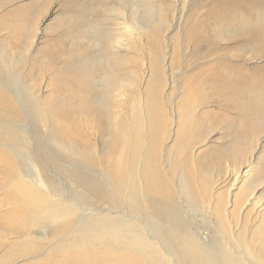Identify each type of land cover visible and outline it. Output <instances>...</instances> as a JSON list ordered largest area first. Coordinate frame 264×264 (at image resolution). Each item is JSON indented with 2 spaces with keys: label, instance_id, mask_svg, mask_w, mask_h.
<instances>
[{
  "label": "rangeland",
  "instance_id": "obj_1",
  "mask_svg": "<svg viewBox=\"0 0 264 264\" xmlns=\"http://www.w3.org/2000/svg\"><path fill=\"white\" fill-rule=\"evenodd\" d=\"M185 1L186 7L181 15L180 0H0V67H10L13 76L20 72L25 84V94L29 99V112L26 113L27 120L25 118L19 122L29 132L37 133L40 130L39 133L43 136L47 133V127L51 131L55 129V137L57 134L72 133V128H75L74 101L81 99L85 105L80 94L86 99L100 95L103 89L102 71L105 72L108 67H114L128 78H137L142 87L148 83L153 92L157 88L162 93L167 124L163 144L168 148L175 145L172 132L176 129L174 124L179 121V105H184L180 107V113L187 112L189 124L186 129H182V140L188 152L196 150L198 158L181 160L177 150L173 148L179 164L174 174L178 177V172L182 170L185 175H189L188 180L199 196H194L192 200L186 195L178 196L175 184L169 178L156 177L155 183L150 185L149 182V186L153 195L158 198L176 202L175 209L183 214V222L189 230L194 232L197 229L200 233L222 241L221 236H227L231 227L217 220V216L211 211H206L202 202L197 205L194 202L195 198L199 200L201 196L226 192L229 183L206 185L216 179L217 173L225 172L227 166L238 165V162L251 160L252 165L259 168L256 173L264 179V110L256 109V98L260 95L248 90L251 83H258L264 89V39L254 40V35L248 36L243 28L238 31L226 30L222 34L218 32L221 36L214 42H207L198 49L194 45L195 41L188 38L191 28L188 19L192 15H203L212 0ZM157 17L161 18L162 23H156ZM123 19L143 32L145 39L137 37L138 40H132L131 49L127 51L111 50L109 42L114 38L117 24ZM206 25L201 24L198 31L209 37L212 35L211 28ZM104 35L109 36L106 37L107 40ZM8 59L12 65H9ZM94 62L97 63L95 69L92 72L85 71V66ZM168 67L175 71L183 70L178 71L177 81L171 85V71ZM235 69L244 72L241 80H230ZM0 75L7 81L13 78ZM150 80L152 82L149 83ZM158 80L164 81L161 89ZM39 90L38 95L34 93ZM47 95H51L52 99L47 105L54 103L57 109L53 122L49 118V107L41 102ZM13 104L17 105L15 102ZM78 120L77 123L89 128L87 133L90 134L89 141L95 146L94 154H105L106 160L112 161L114 169L122 166L119 157L123 149L137 154L144 147L161 149L162 134H155L152 126L139 130H135L134 126L126 127L127 135L121 138V130L107 124L103 128H96L100 136L98 141L95 139V130L90 127L92 118L80 113ZM43 122L47 125L46 133ZM12 128L0 130L1 143L5 139L20 140V134H16L20 130L10 135ZM35 139L38 140L37 137ZM122 139L126 140L123 145L120 144ZM113 140L116 142L110 148ZM245 141L250 142L251 146L249 152L243 153L245 157H241L243 160L240 161V157L237 159L232 154ZM21 142L25 143V147H15L22 155L25 154L20 163L26 168L30 164L35 165L31 159L33 157L52 184L53 194L43 190H37L36 193L54 197L56 204L59 199L63 205L75 204L74 187L61 168L63 163H72L73 160L58 147L54 150L48 147V155L46 142L42 145L30 140L27 143L25 139ZM1 147L3 146L0 145V154H3ZM10 152L12 153L8 149L7 153ZM92 165V173L97 175L93 169L96 171L99 166L94 162ZM13 166L18 168L20 164L14 160L8 165L0 156V264L41 261L46 250L65 235L62 228H57L64 222V216L61 210H50L49 216L44 212H34L35 219L26 218L20 213L19 209L23 210L20 203H24L25 199L18 191L17 174L12 171ZM207 171L211 175L207 176ZM127 180L129 179L122 181ZM122 181L123 185L118 188L120 190H124L125 186ZM132 183L139 184L138 181ZM111 189L115 191L114 187ZM95 191L101 195L100 202L105 200L113 203L112 199L117 198L114 191L109 192L107 187L90 189L93 194ZM237 191L235 188L232 192ZM260 197H264V188L258 191L256 200ZM223 198L230 201L227 194H223ZM98 204L85 207L98 209ZM228 206L230 205L226 202L225 207ZM123 207L122 211L125 212L126 206ZM114 211L120 213L118 209ZM262 219L264 221V210L258 217L252 208L245 210L243 214L242 211L235 214L234 223L240 224L243 221L242 230L237 231L243 246L250 237L251 243L259 249L263 244L264 248V224L257 228ZM48 220L53 222L47 225ZM230 240L233 247L241 248L232 237ZM233 254L236 256V253ZM262 254L263 261V250ZM252 262L261 264L255 258Z\"/></svg>",
  "mask_w": 264,
  "mask_h": 264
},
{
  "label": "bare ground",
  "instance_id": "obj_2",
  "mask_svg": "<svg viewBox=\"0 0 264 264\" xmlns=\"http://www.w3.org/2000/svg\"><path fill=\"white\" fill-rule=\"evenodd\" d=\"M263 2L264 0H212L210 7L206 8V11L203 9L205 11L203 15H192L188 19V22L191 23L188 38L195 41V47L200 49L205 43L214 42L226 30L238 31L243 28L248 36L254 35V40H263ZM180 4L182 15L186 1L180 0ZM118 19L121 18L118 16ZM157 22L162 23L161 18L157 17ZM201 24H207L206 26L211 28V36L205 37L199 33L198 27ZM117 25L114 30L116 31L114 38L109 42L111 50L127 51L131 49L132 40H138L137 37L145 39L143 32L129 25L125 19ZM106 35H104L105 40L109 37ZM103 43L105 44V42ZM7 62L12 65L11 60L8 59ZM96 66L97 63H90L85 66V71L92 72ZM168 68L171 71L169 74L171 85L177 81L178 71L183 70L176 69L177 71H175V69ZM233 71L230 80H241L244 76L243 71L236 69ZM144 72L146 73V71ZM0 73L9 76V78L13 77L7 81L0 75V130L15 127L12 128L10 135L16 130H20V132L16 131L17 135L20 134V140L11 139L8 142L5 139L3 143L0 140V145L3 146L1 147L3 154L0 156L8 165L14 160L20 164L18 168L14 166L12 168V171L17 174L18 191L25 199L24 203H20L23 208V210L19 209L20 213H23L26 218L33 219L34 212H42V214L44 212L46 216H49L50 210H61L64 216V222L57 228H62L65 235L46 250L41 261L39 259L26 264H257L252 262L253 258L259 259L261 264H264V260H261L262 250L264 251L263 244L259 249L250 242L249 237L246 240V245L243 246L237 234V231L243 228V221L240 224L234 223L235 214L241 211L243 214L245 210L252 208L258 217L264 210V197L256 200L258 191L264 188V179L256 173L259 168L256 169L251 160L238 162V165H231L232 167L227 166L225 172L217 173L216 179L209 181L206 185L208 187L213 183L215 186L229 183L226 192L219 195L212 193L207 195L208 197L201 196L199 200L195 198V205L202 202L206 211H211L215 217L217 216V220L224 222L229 228L231 227L232 230L228 229L227 236H221L223 237L222 241L200 233V230L196 229L194 232L191 231L192 229L189 230L183 222V214L178 213V210L175 209L176 202L172 199L164 201L151 192L149 182L152 185L157 178H169L174 182L175 192L178 196L186 195L190 200L194 196H199L188 180L189 175H185L182 170L178 172V177L174 174L179 164L176 161L173 148L177 150L176 153L181 160H186L189 157L198 158L196 150L188 152L182 140V129H186L189 124L187 112L180 113V107H184V105H179V121L174 124L176 129L172 132L175 145L173 148H168L163 144V139H165L163 134L166 132L167 124L164 118L162 93L157 88L153 92L148 83L142 87L137 78H128L126 74L119 72L114 67H108L105 72L102 71L103 89L100 95H93L86 99L80 94L79 96L86 102L85 105L81 99L74 101L75 128H72V133L57 134L58 136L55 137V129L51 131L46 122H43L44 129L48 128L47 133L45 129L46 134L43 136L39 133L40 130L37 133L29 132L19 122L25 118L27 120L26 113L29 112L27 109L29 99L25 94V84L20 72L13 76L11 68L3 65L0 67ZM158 81L161 84V89L164 81ZM150 82L152 81L150 80ZM248 90L256 91V94L260 95L256 98L258 103L256 109L264 110V89L262 86H258V83H251ZM39 92L40 90L34 93L38 95ZM10 94L12 95L10 96ZM50 96L47 95L41 102H44L45 107H49V118L53 122L57 115V109L54 103L47 105V102L52 100ZM14 102L17 105H14ZM80 113L92 118L90 127L95 130V139L98 141L100 136L96 128H103L107 124L121 130V138L127 135L126 127L134 126L135 130H139L152 126L155 134H162L161 149L144 147L139 154L123 149L119 157L122 166L114 169L111 166L112 161L106 160L105 154H94L95 146L89 141L90 134L87 133L89 128L86 129L85 125L77 123ZM131 114L132 117H130ZM78 122L81 121L78 120ZM36 137L38 140L35 139ZM22 139H25L27 143L29 140L38 142V145L46 142V153L49 148L54 150L58 147L61 151L64 150L63 154L73 160L72 163H63L61 168L68 175L67 177L74 187L73 193L76 194H73V200L75 204L73 203L72 206L63 205L61 199L56 204L54 197H44L36 193L37 190H43L45 193L53 194L52 184L46 178L45 171L33 157L31 159L35 162L34 166L30 164L31 166L26 168L20 163L25 154L22 155L15 147H25V143L21 142ZM114 142L116 140L111 141L110 148L113 147ZM125 142L126 140L122 139L120 144L123 145ZM250 146V142L245 141L232 155L237 159L239 157L244 159L243 153L249 152ZM8 149L12 153H7ZM92 162L96 163L97 167H101H98L96 171L93 169L97 175L92 173ZM118 171L119 173H117ZM209 174L210 171H207V176ZM125 179L129 180L122 181ZM121 181L125 185L124 190L118 189L123 185ZM132 181H138L139 184H134ZM238 184L241 185L237 187ZM33 187L35 188L33 189ZM103 187H107L109 192L114 191L111 187L115 188L114 195L117 198L112 199L113 203L105 200L100 202L101 195L96 191L94 194L90 192L91 188L101 189ZM235 188L238 191L233 193ZM223 194H227L230 201H226ZM118 199L121 201L118 202ZM226 202L230 205L228 208L225 207ZM121 203L126 206L125 212L122 211L124 205ZM92 204H98V209L85 207L92 206ZM114 209H118L120 213H115ZM1 211L6 212L7 210ZM52 222L53 220H48L46 223L49 225ZM190 224L193 226V223ZM263 224L262 219L257 228ZM230 237L241 248L233 247ZM230 250H234V252ZM233 253H236V256Z\"/></svg>",
  "mask_w": 264,
  "mask_h": 264
}]
</instances>
